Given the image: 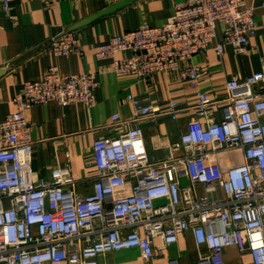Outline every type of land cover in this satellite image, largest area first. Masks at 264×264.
<instances>
[{"label": "built area", "instance_id": "built-area-1", "mask_svg": "<svg viewBox=\"0 0 264 264\" xmlns=\"http://www.w3.org/2000/svg\"><path fill=\"white\" fill-rule=\"evenodd\" d=\"M13 1L0 0L6 15ZM253 17L245 0H184L162 25L142 24L96 49L95 58L111 61L117 76L147 82L160 74L196 90L191 105L170 100L162 108L129 95V117H111L124 130L92 144L89 193L78 190L83 181L68 165L34 179L25 113L51 102L91 109L99 81L52 67L40 80L23 82L14 111L0 122V264H99L128 249L155 264V251L186 233L196 247L190 264H227V250L238 253L239 264L245 256L264 264V55L258 71L226 80L221 96L197 87L205 72L192 62L214 44L217 28L218 57L226 46L245 55L257 30ZM49 47L56 57L83 55L70 32L52 37ZM182 115L189 116L184 129L154 159L141 124Z\"/></svg>", "mask_w": 264, "mask_h": 264}, {"label": "crops", "instance_id": "crops-1", "mask_svg": "<svg viewBox=\"0 0 264 264\" xmlns=\"http://www.w3.org/2000/svg\"><path fill=\"white\" fill-rule=\"evenodd\" d=\"M119 0H14L8 15L0 6V122L14 111L13 99L23 82L40 80L45 71L56 67L63 75L94 74L100 83L95 92V104L88 109L83 104L62 106L55 102L35 105L26 113L30 127L33 151L34 179L49 178L55 166L68 165L72 174L81 179L80 192L91 191L89 170L85 163L91 155L92 144L97 139L111 137L125 127L113 126L111 117L121 119L130 115L127 97L150 98L158 107L170 100L191 105L195 90L186 82L172 81L164 75H154L144 82L132 76H117L111 61L97 60L96 49L116 35L137 29L142 24L160 26L172 17L176 5L184 0H135L128 6L97 18L72 33L83 55L56 57L49 47V40L61 33H68L75 24L103 11ZM264 0H245L254 9L253 21L257 27L249 41L245 55H237L233 47L226 46L222 56L214 51L215 42H221L217 28L214 44L193 57L201 65L204 75L198 88L212 95L224 94L223 83L232 76L245 78L259 70V58L264 55ZM128 56L119 55L118 58ZM188 115L177 122L160 117L154 122L141 124L147 151L156 160L164 157L168 141L178 138L185 127ZM160 246V241L155 240ZM227 264H239L238 253L225 251ZM196 259L192 235L186 233L179 242L158 252L155 264H190ZM246 264L249 258L243 257ZM99 264H144L137 249L121 250L99 260Z\"/></svg>", "mask_w": 264, "mask_h": 264}, {"label": "water", "instance_id": "water-1", "mask_svg": "<svg viewBox=\"0 0 264 264\" xmlns=\"http://www.w3.org/2000/svg\"><path fill=\"white\" fill-rule=\"evenodd\" d=\"M135 0H119L117 1L116 3L112 4L111 6L107 7L106 9H104L103 11L75 24L74 26H72L70 28V30L68 32H71L79 27H82L88 23H90L91 21L97 19V18H100L102 16H105V15H109L111 13H114L126 6H128L129 4L133 3Z\"/></svg>", "mask_w": 264, "mask_h": 264}]
</instances>
